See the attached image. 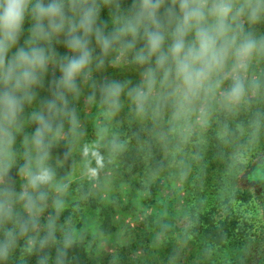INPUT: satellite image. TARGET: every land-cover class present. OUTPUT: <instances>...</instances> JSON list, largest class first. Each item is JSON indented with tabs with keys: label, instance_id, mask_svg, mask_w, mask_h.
Wrapping results in <instances>:
<instances>
[{
	"label": "rangeland",
	"instance_id": "obj_1",
	"mask_svg": "<svg viewBox=\"0 0 264 264\" xmlns=\"http://www.w3.org/2000/svg\"><path fill=\"white\" fill-rule=\"evenodd\" d=\"M52 47L61 57L71 54L62 43L53 41ZM253 54L246 63L255 62ZM106 56L96 77H77L83 79L77 82L79 106L63 126L40 131L28 123L45 111L41 96L20 123L0 116V180L11 183L23 200L31 241L62 235L84 243L92 260L110 264L118 262L122 246L150 264H207L211 259L222 264L217 246L204 250L201 228L224 219L230 233L235 226L252 231L264 226L262 197L256 194L263 188L264 196V162L236 176L235 190L247 191L244 195L232 186L219 192L213 181L200 183L190 175L193 144L206 141L216 112L231 108L232 101L221 84L190 101L167 85L155 88L141 109L131 90L143 84L146 65L128 66L119 46ZM233 65L230 59L219 78L249 72ZM48 70L60 78L57 63ZM110 83L124 85L116 98L104 91ZM45 89L52 90L48 84ZM39 132L43 145L37 142ZM138 156L143 164L135 169ZM154 160L164 167L155 168ZM45 170L51 178L33 186L32 178ZM245 195H251L248 201Z\"/></svg>",
	"mask_w": 264,
	"mask_h": 264
},
{
	"label": "clouds",
	"instance_id": "obj_2",
	"mask_svg": "<svg viewBox=\"0 0 264 264\" xmlns=\"http://www.w3.org/2000/svg\"><path fill=\"white\" fill-rule=\"evenodd\" d=\"M99 15L97 0H0V108L9 122L25 102L32 101L33 89L41 84L52 62L58 64L61 76L53 82V98L46 107L50 117L63 111L66 94L77 91V77L90 71L95 59L93 39L105 54L117 46L122 51L135 49L138 37L144 41L134 56L138 64L146 65L143 84L131 90L141 109L158 86L175 85L184 101L201 91H214L230 59L234 68L246 69V61L264 46V38L258 41L244 32L241 19H260L264 0L241 4L235 0H173L172 5L165 0H141L111 32L98 23ZM29 17L34 21L31 37L21 44ZM54 40L71 54L59 56L52 47ZM123 88L121 83H110L104 91L116 98ZM244 92L243 80L236 78L227 99L239 101ZM36 119L50 128V119L43 113ZM50 178L45 170L31 183L35 186Z\"/></svg>",
	"mask_w": 264,
	"mask_h": 264
},
{
	"label": "trees",
	"instance_id": "obj_3",
	"mask_svg": "<svg viewBox=\"0 0 264 264\" xmlns=\"http://www.w3.org/2000/svg\"><path fill=\"white\" fill-rule=\"evenodd\" d=\"M97 2L100 6L98 23L106 32H111L120 26L141 0H97ZM165 4L172 5L173 0H165ZM241 19L245 33L251 34L258 41L264 38V15L255 22L249 21L247 17ZM33 23L31 17L26 19L21 44L31 37L30 29ZM127 39L130 40L131 36ZM143 44L144 41L138 37L135 49L125 50L124 60L128 66L144 67L134 60L136 50L143 47ZM93 46L95 59L87 73L96 77L95 69L106 62L104 57L107 56L95 44L94 39ZM253 57L255 62H247L249 68L247 75L220 76V84L226 94L236 78L242 79L245 86L244 95L239 101H232L231 108H220L209 125L206 141L193 144L196 156L190 164L191 177L200 183L213 181L218 186L217 191L220 189L219 192L232 186L236 194H246L247 191L235 190L236 176L240 171L248 174L250 170L264 162V46L258 47ZM101 59L102 64L99 63ZM58 80L59 78L49 70L46 71L41 84L33 89L34 98L31 102H25L15 120L9 122L2 108H0V116L7 123H20L25 120L24 114L30 105L36 103V97L41 96L45 97L46 103L42 104L45 107L43 114L50 119V128L63 126L69 116L76 113L79 100L77 91L67 93L66 108L50 117L46 105L53 98L52 90L55 86L53 82ZM78 80L83 81L82 78H77V82ZM46 84L52 88L48 93L45 89ZM36 116L28 120V123L32 128L44 131L46 128L42 127ZM37 136L39 144H45L42 133L39 132ZM147 150L145 151L148 152ZM242 156L246 158L243 159ZM133 160L131 157L128 159L134 164ZM136 161L135 169L141 168L143 164L141 157L138 156ZM153 162L158 170L164 167L163 164H157V160ZM15 190L11 183L6 185L0 180V264H110L92 260L84 243L70 241L62 235L57 238L47 236L46 239L31 241L29 229L32 225L29 222V214ZM262 191L263 188H257L256 194L259 198L262 197L264 211ZM248 196L245 195L243 200L248 201ZM224 222L226 219L217 223L209 222L203 229L201 228L204 250L206 251L209 245L212 248L217 246L218 258H222V264H264V226L254 231L235 226L236 229L230 233L228 226L223 225ZM5 245H7L6 253ZM119 255L116 264H150L139 257H133L128 247H120ZM207 264H214L213 259Z\"/></svg>",
	"mask_w": 264,
	"mask_h": 264
}]
</instances>
